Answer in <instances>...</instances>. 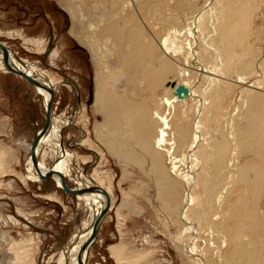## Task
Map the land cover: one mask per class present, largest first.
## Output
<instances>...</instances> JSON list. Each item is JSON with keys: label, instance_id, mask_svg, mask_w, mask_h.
I'll return each mask as SVG.
<instances>
[{"label": "rangeland", "instance_id": "1", "mask_svg": "<svg viewBox=\"0 0 264 264\" xmlns=\"http://www.w3.org/2000/svg\"><path fill=\"white\" fill-rule=\"evenodd\" d=\"M138 1H142L147 8H142V13L138 14L140 17L134 15L133 18L138 21L133 23L142 28L144 39L154 45L155 55L159 58H163V53L156 41L159 43L167 40L185 47L179 38L174 39L175 41L172 39L173 34L190 27L189 18L205 3V0ZM100 2L101 0H74L72 7L70 0H60L59 3L56 0H0V43L21 60L47 70L49 79L55 86L52 105L54 116L64 118L68 122L77 102L80 103L75 125H68V122L63 127L62 147L74 154L71 174H74L75 178L80 173L92 177L94 183L100 184L110 198L109 212L97 241L91 247L88 264H194L176 245V236L184 228L177 215L184 196V175L187 174V164L180 162V159L191 140L190 125L194 116V101L177 104L174 110L160 104L161 99L171 95L170 89L167 90L165 86L167 82L174 80L182 83L179 69L166 58L164 59L170 63L168 72L156 80L151 78L152 81L148 77L154 63H148L147 60L135 59L129 61L122 71L116 70L118 58L113 52L116 50L113 46L111 49V43L105 41L110 33L104 30L108 29L109 25L101 27L102 35L98 36L100 42L96 36L97 29L91 31L89 24L100 28L98 23L108 18L119 2L106 0L101 5ZM92 6H98V9ZM225 9L230 10L234 35H245L244 46L228 38H224L217 46L225 48L226 53L233 55L237 66L244 59H252L254 63L251 67L255 72L250 76L246 75L244 86L251 83L260 84L261 88L254 94L264 95V71H260L259 65V61L264 60V0H235L234 3L231 0H219L216 11L223 31L230 25V20L222 17ZM131 14L134 12L126 9L125 15ZM200 28L205 37L208 31L204 29L203 24ZM78 35L79 38L76 37ZM198 37H201L200 33ZM211 38L215 37L212 35ZM186 39L192 42L190 37ZM126 45L127 41L124 42V47ZM245 47L251 49L249 57L241 59V56L248 52ZM123 50L127 53L130 51ZM196 51L205 60L210 61L208 51L201 40ZM93 53L102 59L107 70H102L105 69L104 66L101 68L93 62ZM173 56H176L180 63L187 59L186 51L183 55ZM189 59V64L195 66ZM236 70L237 67L227 70L226 74L232 76L227 75L230 81L222 83L227 88L222 91L219 99H215L218 104L216 103L217 107L211 113V119L203 120L202 130L208 133L205 137L208 141L222 131L223 124L219 122V115H222L231 101L235 102L237 91L241 88L232 82ZM191 74L189 80H186L189 85L193 84V71ZM97 79L101 95H98L94 105ZM203 83H206V80L199 85L202 88ZM116 104H119L117 107L120 111H116L114 115L113 126L108 127L105 115L112 109L111 106ZM95 108H98L97 112ZM155 113L166 116L171 125L166 128L168 135L166 143L163 144L164 149L161 147L155 150L151 147L152 149L148 150L145 141L152 142L153 145L162 126ZM44 115L43 100L29 83L15 74L0 72V231L8 234L7 243L0 245V264L6 261V264H58L60 247L67 244L83 218L90 214L83 201L59 189L53 180L45 179L39 183L27 178L25 166L29 147L44 124ZM235 119L237 123L238 119ZM136 122L141 132L135 129ZM105 141H111L113 144L112 153ZM242 145L244 144L239 142L237 148L239 167H245L247 161L254 158L250 151H244L243 147H240ZM206 147L205 143L202 144L201 163L195 170L197 198L201 197L202 186L206 181L205 172L211 175L214 172L212 162L208 161L211 153ZM47 150L45 149L44 155L41 154L40 160L49 167L53 160ZM149 151L152 152L150 155L147 153ZM173 164L177 166L174 172L171 167ZM161 168L164 173L162 177L157 175ZM230 172L235 182L230 184L229 180L226 181L229 187L228 193L225 194L228 203L225 202L230 203V206L210 207L212 211L206 216L209 224H213L212 229L210 228L213 232L210 234L204 220L201 223L193 221L192 226L196 228L200 240L197 245L204 247L203 241L207 242L209 235H213V241L220 252L219 244L225 238L227 247L222 249L221 254H216L217 250L208 248L206 244V261L210 264H239V258L230 253L244 241L249 245L247 253L255 257V262L251 264H264V253L259 259L256 257L258 244L264 242V230L262 235L257 237L251 232L248 234L249 229H246L245 224L243 228L246 231L240 232L241 239L233 241L230 235L234 233V220H228L230 232L224 238L216 228L217 224H223V214H227L230 207L234 208L239 203L245 211L253 210L257 206L260 220L264 222V190L256 198L257 188L253 185L249 187L243 178L239 177L236 181V169H231ZM64 179L70 188H76L69 179ZM167 181L172 184L171 190L166 186ZM242 190L247 193L241 192ZM201 201H204V197ZM193 207L197 209L196 205ZM190 237V234H185V239L190 240ZM27 240H32L30 250H24L21 245Z\"/></svg>", "mask_w": 264, "mask_h": 264}, {"label": "bare ground", "instance_id": "2", "mask_svg": "<svg viewBox=\"0 0 264 264\" xmlns=\"http://www.w3.org/2000/svg\"><path fill=\"white\" fill-rule=\"evenodd\" d=\"M56 1L59 3L60 0H56ZM115 1L119 2V5L114 11H112L109 14L108 18L102 19L101 22L98 23L100 28H96L94 24H89V29L91 31L92 30L94 31L97 29L96 36H97V39H99V41L101 42L100 38H98V36L100 37L102 35L100 33V29L103 26L109 25L108 29L104 30L110 33L109 37H107L105 41L107 43L110 42L111 49H113L114 47L115 50L117 51V52L113 51L114 55L116 54L118 58L117 63H116V70L122 71V68L126 67V64H128L129 61H133L135 59L142 60V61L147 60L148 63H151V64L154 63V68L152 72L149 73L150 78L148 77V79L152 78L156 80L160 78L161 75L168 72L170 68V63L173 62L175 66L179 69L178 73L180 74L179 76L182 77L181 78L182 83L176 82L174 80L167 82L165 86L167 90L170 89L171 95L169 97H167L168 96L167 95L165 96V98L161 99L160 104L161 105L164 104L165 106L169 108V110L170 109L174 110L175 105L177 106V104H186L188 101H194V105H195L194 110H193L194 116H193L192 124L190 125L191 126V136H190L191 140L187 146V151L181 155V159H180V162L187 164V174L185 175L183 174L184 181H185V190H183L184 196L182 200L181 209L179 208L180 210L179 211L177 210L178 220L184 224V228L181 233L179 232L180 234L176 233L177 234L176 245H177V249L182 251V253L185 254L186 258L191 263L210 264L209 262L206 261L207 249L213 248V250L216 251L218 246L216 242L213 241V237H214L213 235H212L213 237L209 235V239L207 240V242L203 241L204 247L198 246L197 243L200 240H198L199 235L196 232V228L192 226L193 221L197 220L201 223L202 220H204V223L208 225V234L211 233L213 224H209L207 220L208 218L206 217L209 211L211 210L210 207H213L216 205L219 207L230 206V203L227 204L228 202L226 201L227 199L225 198V194L228 193V187H229V184L226 181L229 180L230 184H235V182H233L234 176L230 172L231 169H236L237 171L236 181L240 177L246 181V184L249 187L253 185L254 187L257 188L255 197L258 196L261 191L263 193V190H264V95L254 94L256 90L261 88L260 84L251 83L247 86H244L246 84L245 83L246 75L250 76L253 72H255V69L251 67V64L253 66L254 62H252V59H250V57L248 56L251 49L249 47L247 48L245 47L246 50H248V52L246 55L241 56V59H244L246 56H247L246 58L248 57L249 58L244 59L243 62H241L239 66H237V64H235L236 62L234 63L233 61L234 56L229 53H226L225 48L217 46L220 42H222L224 38L233 40V42L237 41L239 42L241 46H244L243 36L245 35L243 34V36H240V37L238 36V34L234 35V31L231 27V18L229 16V11H230L229 9H225L222 13V17L224 19L230 20L229 27L223 31V29L221 28V22L219 20L218 13L216 11V7L219 4V0H207V1L205 0V3L201 7H199L200 9L196 11L195 13H193L191 17L189 18V24H191L190 27H186L184 31L174 32V34L172 33L174 35L172 39L174 40L176 38L177 39L179 38L180 42L182 43V45H185V47H181V44H175L174 42L168 41L169 42L168 43L167 40H163V42H159V43L156 41V44L158 45L159 49L163 53V58H159L155 55V51L153 47L154 45L149 44V40L147 41V39H144L142 28L137 26L138 24L136 25L135 23H133V22L137 23L138 21L135 18H133L135 17L134 15L137 14L138 16V14H141L143 11L142 8H145L146 5H144L142 1L139 3L138 0H114V2ZM105 2L106 0H101L100 5ZM231 2L234 3L235 0H231ZM73 3H74V0H70V5L72 7H74ZM92 7L95 9H98V6H92ZM126 9H131L134 12V14H131L130 16L125 15ZM145 14H146V11H145ZM201 24H203L204 29L208 31L205 34V37L203 35L202 28H200ZM198 33L201 34V37H198ZM212 35L215 38H211ZM233 35H234V39H233ZM182 36L184 37V39ZM76 37L79 38V35ZM187 37L188 38L190 37L192 39V42L187 41L186 39ZM200 40H201V43L206 47L208 51L207 52L208 56H210L209 62L205 60L198 53V51H196V47L198 43L200 42ZM125 41H127L126 47H124ZM4 48L6 50L9 64L7 65L4 62L3 54H2V51L0 50V72L1 73L14 74L11 71V69H18L21 72H24L25 74H27L32 79H34L36 82L40 83L41 85L45 87H48L49 89L54 90L55 92V89H54L55 86L52 83V81L49 79L48 72L46 70L39 68L36 65L27 63L24 60H21L11 50L6 48L5 46ZM123 49H130V51L129 53H127V52H124ZM246 50L244 49V51ZM185 51H186L187 59L184 60V63H180V60L176 58V56L174 57L173 55H176V54L183 55ZM164 58L168 59L167 61H171V62L170 63L167 62L166 59ZM17 59H19L22 62V64H20L17 61ZM92 59H93V62L96 65H100L101 68L102 66H104L105 69L102 68V70H107L106 65L104 64L102 59H100V57L97 54L93 53ZM188 59L191 60L195 66H193L192 64H189ZM259 65H260V71H264V60L263 59L262 61H259ZM234 67H237V70L233 76L234 80L232 79V82L235 83L236 85H240L241 88L239 91H237L235 102L233 103L231 101V103H229V105H227L225 109L223 108L224 111L222 115L221 116L219 115L220 117L219 122L223 124L222 131L219 132V135L217 137L212 138L208 141L205 138L208 135V133L207 132L205 133L204 130H202L203 120L204 119L208 120L211 116V113H213V111L216 109L217 101L215 99H219L222 96L220 95L222 91L226 90L227 88V87L225 88L222 85V83H225L226 81H230V79H227L226 77L227 75L232 77L230 74H226V72L227 70H230L231 68H234ZM192 71L194 73V78L193 80L191 79L193 81V84H192L193 86L189 85V83L186 82V80L192 76L191 74ZM141 74H144V73H141ZM203 79L206 80V83H203L204 85L202 88L199 85L204 81ZM145 80H147V78H145ZM98 85H99V80L97 79L96 90H95L96 93H95L94 102H93L94 105L96 104L98 100V95H101ZM178 85H181L187 90V94L183 96L181 99H178V97L174 94L176 87ZM32 87L35 90V93L42 98L43 106L45 108L49 101L48 92H46L45 90L39 87H35V86H32ZM214 94H217V95H214ZM222 104L223 103L221 102V105ZM118 105L116 104L114 107L111 106L112 109H110L109 111L106 110L108 113H106L105 118H106L108 127L113 126L114 124L113 120H115L114 115L116 111H120V109L118 110V107H117ZM79 106H80V103L74 109L72 117L68 118L69 124L66 119L64 118L59 119L58 117L54 116L53 109L51 110L50 125L47 131L44 133V135L40 139L35 149V161L37 165L33 164L32 157H31V150H29V156L27 158L26 166H25L26 167L25 171H26V175L28 179L41 183L42 181L40 178L42 176H45L51 173V176L48 177L47 179L53 180L55 185L59 189H62L60 186V180L58 177V174H60L61 176H63V179L64 177H66L67 179H69V181H71L73 184L76 185V188H70L67 185L66 180L64 179L66 185L70 189H74L78 191H84L88 189L89 187H98L99 189H102L100 184L97 185L96 183H94L95 180L93 181L91 179L92 177L90 178L85 173H80V175L77 176V178L73 176L74 174L73 175L71 174V170H72L71 163H73L74 154L70 153L67 149L62 147L61 133H62L63 127H65L67 124L75 125V118L78 113ZM97 110L95 108L96 112ZM156 113H155V117L162 123L161 124L162 126L159 128V133L157 132L158 134L154 140L153 145H152V142H147V140L145 139L146 136L143 138L144 141L146 140L145 142H146V147L148 150H151L152 149L151 147H153L155 150H159L161 149V147L163 148V144L166 141V136L168 135L166 133V130L168 129L166 128H169V126L171 125L169 124L166 116L164 115L162 116V115H159V113L158 114ZM235 117L238 119L237 123H236ZM133 124L135 125V123ZM130 125L132 124L130 123ZM138 125L139 124L136 122V125H135L136 130H139ZM144 127L147 129L146 126ZM119 134H120V131H119ZM105 142H106L105 145L110 149L112 153L113 144L111 143V141H105ZM239 142L244 144L240 147H243L242 149H244V151L245 150L250 151L254 157L247 161L245 167L238 166L239 157L237 154V148L239 147L238 146ZM204 143L207 145L206 148L208 152L211 153V156L208 158V161H210V163L212 162L211 164H213L212 166L214 167V172L212 175L208 172H205L206 181H204L203 186H202L201 197L197 198L195 194V188L197 186V173L195 172V170L199 168V165L201 163L200 162V156L202 155L201 146ZM45 149H48L50 151L52 160H53L52 164L49 167H46V165H44V163L40 160V156L44 155ZM239 149L241 150V148ZM165 150H167V148H165ZM156 152L158 151H155V153ZM147 153L150 155L152 152L150 153L149 151ZM170 158H171V155H170ZM171 167L174 172L177 166L173 164V166L171 165ZM158 172H159L158 174L156 173L157 175H159L160 177L164 176L162 168L158 170ZM161 179L163 180V178ZM171 185H172L171 182L167 181L166 186L170 190H171L170 188ZM241 192L247 193L245 190H242ZM73 196H75L78 200H81L86 204L87 209L90 211V214L83 218L81 224L73 232V235H71L67 244L65 246L60 247L59 260H57L58 264H79L78 263V253L80 251V248L85 243V241L89 238L92 232V229H93V224L95 222V219L97 218V216L99 215L100 211L103 209L104 204H105V197L98 192L84 193V194L73 195ZM202 197H204V201L200 202ZM109 204H110V201H109ZM239 204L234 208L230 207L228 210V213L223 214L224 215L223 224L219 223L217 224V227L214 226L218 229V233L220 235H224L223 236L224 238L225 235L230 232V228H228L229 226H227V222L234 220L233 225H235V227L232 230L234 231V233H231L230 235L231 239L233 238V241L237 239H241L240 232L246 231L245 228H243L245 224H247L246 229H249L248 234H250L251 232L254 236H257L259 234L262 235V230H264V222H262V219L260 220L261 216L258 214L257 206H255L253 210L245 211L241 208V204L240 205ZM194 205L197 206L196 207L197 209H194L193 207ZM257 205H258V202H257ZM108 212H109V209L106 213V216ZM102 224H101L100 230L102 228ZM100 230H99V234H100ZM185 234L191 235L190 240L185 239ZM7 235H8L7 233L0 231V245H4L5 242L7 243V239H8ZM97 238L94 241V243L97 241ZM31 241L32 240L30 241L27 240L23 242L21 244L22 248L24 250L25 249L30 250L29 246L32 245L30 243ZM206 244L208 246L207 249L205 248ZM236 244H238V242ZM248 246L249 245L247 243H244L243 241L241 246L237 248L235 247L233 253L232 252L230 253L239 258V264H251L255 262V257H252L246 251V249H248ZM258 246H259V251L256 257L259 259L260 256L263 255L262 253H264V242H262V244H258ZM91 247L82 253V261L84 262V264H88V258L90 257ZM226 247H227V242L224 238V240H221V243L219 244V250L222 251V249ZM220 252H218L217 250L216 254ZM187 255L193 257V259L189 258ZM262 257L264 261V256ZM6 262L4 264H6Z\"/></svg>", "mask_w": 264, "mask_h": 264}, {"label": "water", "instance_id": "3", "mask_svg": "<svg viewBox=\"0 0 264 264\" xmlns=\"http://www.w3.org/2000/svg\"><path fill=\"white\" fill-rule=\"evenodd\" d=\"M0 50L2 51L3 54V59L4 62L8 65V57L6 54V50L4 48V46H2L0 44ZM17 61L22 64V62L17 59ZM11 71L17 75L20 76L22 79H24L27 83H29L31 86H35V87H39L43 90H45L46 92H48L49 94V101L45 107V115H44V124L41 127L40 131H38L31 143V157H32V162L34 165L36 164L35 161V149L40 141V139L42 138V136L44 135V133L47 131L49 125H50V116H51V110H52V104H53V99H54V90L49 89L48 87H45L43 85H41L40 83L36 82L34 79H32L31 77H29L27 74H25L24 72H21L18 69H11ZM178 99H181L183 96H185L187 94V90L182 87L181 85H178L176 87L175 93H174ZM79 105V102H77V106ZM51 176V173L42 176L40 179L41 181H44L45 179H47L48 177ZM59 180H60V186L62 188V190L65 193L71 194V195H80V194H84V193H93V192H98L100 194H102L105 197V204L103 209L100 211L99 215L97 216V218L95 219V222L93 224V229L92 232L89 236V238L85 241V243L82 245V247L80 248V251L78 253V263L79 264H84V262L82 261V253L86 250H88L92 244L94 243V241L96 240L98 234H99V230L101 227L102 222L104 221V218L106 216V213L108 211V205H109V197L106 193V191H104L103 189H99L98 187H89L88 189L84 190V191H78V190H74V189H70L64 179L63 176H61L60 174H58Z\"/></svg>", "mask_w": 264, "mask_h": 264}, {"label": "flooded vegetation", "instance_id": "4", "mask_svg": "<svg viewBox=\"0 0 264 264\" xmlns=\"http://www.w3.org/2000/svg\"><path fill=\"white\" fill-rule=\"evenodd\" d=\"M44 70H46V69H44ZM47 71V70H46ZM55 89V88H54ZM67 183V182H66Z\"/></svg>", "mask_w": 264, "mask_h": 264}]
</instances>
